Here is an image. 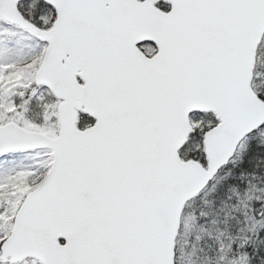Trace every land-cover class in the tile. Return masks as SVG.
Returning a JSON list of instances; mask_svg holds the SVG:
<instances>
[{"label": "water", "instance_id": "water-1", "mask_svg": "<svg viewBox=\"0 0 264 264\" xmlns=\"http://www.w3.org/2000/svg\"><path fill=\"white\" fill-rule=\"evenodd\" d=\"M22 1L0 0V19L46 42L34 83L57 98L59 128L0 124V154L52 155L0 260L175 264L186 203L264 124L252 85L264 0H43L55 12L45 27ZM195 112L218 119L203 132L205 163L181 155ZM81 114L92 123L79 125Z\"/></svg>", "mask_w": 264, "mask_h": 264}, {"label": "rangeland", "instance_id": "rangeland-1", "mask_svg": "<svg viewBox=\"0 0 264 264\" xmlns=\"http://www.w3.org/2000/svg\"><path fill=\"white\" fill-rule=\"evenodd\" d=\"M20 8L44 27L53 14L52 8L39 0H25ZM45 46L46 42L33 32L0 19V124L13 119L23 126L57 134V98L48 87L34 83ZM142 48L148 54L154 51L151 43H144ZM260 51L264 52V41ZM256 82L254 79L253 86L259 91ZM190 120L199 130L217 121L206 112H195ZM248 144L245 141L237 158L186 204L176 239V264H223L226 255L236 250L234 239L249 233L254 235L256 244L264 241V209L259 206L258 213L253 215L251 208L254 201L264 199V130L254 136L253 151L242 159ZM201 150V138L194 136L182 155L187 157ZM51 161L48 148L0 154V244L10 232L13 216L25 193L47 172ZM0 264L42 263L26 258L16 262L0 260ZM239 264L264 263L253 256L247 261L244 257Z\"/></svg>", "mask_w": 264, "mask_h": 264}, {"label": "trees", "instance_id": "trees-1", "mask_svg": "<svg viewBox=\"0 0 264 264\" xmlns=\"http://www.w3.org/2000/svg\"><path fill=\"white\" fill-rule=\"evenodd\" d=\"M39 2L43 3L42 0H39ZM158 6L167 9L168 8V3L163 1V0H160L158 2ZM51 11L53 13L52 17L47 18V21H49V24L52 21L53 16H54L53 9H51ZM24 14L26 15V13H24ZM32 20H34L35 22L37 21L36 19H32ZM263 39H264V37H263ZM263 39H262V42L259 45L258 52H257L256 67H255V72H254L255 73L254 77H256V76L257 77L254 78V79H256V81H257L256 82L257 84H255V86L260 87V90L259 91L256 90V91L258 92V95L264 99V52L260 51L261 45H262V43L264 41ZM257 72L259 74H257ZM25 97H27V96H25ZM92 121H93L92 118L87 116L86 114H81L80 115V119H79V124L80 125L81 124L90 123ZM205 128H207V127H205ZM204 129H200L199 130L197 128H194V130L190 134V138L194 137V136L195 137L198 136V137L201 138ZM263 130H264V124L258 130L254 131V132L250 133L248 136H246L243 139V141L240 143V145H239V147H238V149L236 151L235 156L230 160V162L237 158L236 156H237V152L239 151L240 146L247 140L249 141L248 150H247V152L242 154V159L246 158L247 155L251 154V152L253 151L252 140L254 139V136H256V134L258 132L263 131ZM196 153L191 154V156L196 157V158H198V159H200L201 161L204 162L206 158H205V154H204L203 149L201 150L200 153H198V154H196ZM248 159H250V156L248 157ZM225 167L226 166H224L223 168H225ZM259 206L261 207V210L264 209V199H261L260 201H256V202L254 201L251 204L253 215L258 213L257 209L259 208ZM233 242H234L233 245L236 248V250H234L231 253L226 255V259L223 260L224 261L223 264H239L240 260H242L244 257H245V259L247 261V260L250 259V257H253V256L254 257L257 256L264 263V255H263L264 252H262L263 249H264V241L263 240H262L261 243L258 242L257 243L258 245H257L255 243L254 235L248 233V234L242 235V236L234 239Z\"/></svg>", "mask_w": 264, "mask_h": 264}, {"label": "flooded vegetation", "instance_id": "flooded-vegetation-1", "mask_svg": "<svg viewBox=\"0 0 264 264\" xmlns=\"http://www.w3.org/2000/svg\"><path fill=\"white\" fill-rule=\"evenodd\" d=\"M153 52H155V49H154V51H153ZM153 52H152V53H153ZM152 53H151V54H152Z\"/></svg>", "mask_w": 264, "mask_h": 264}]
</instances>
